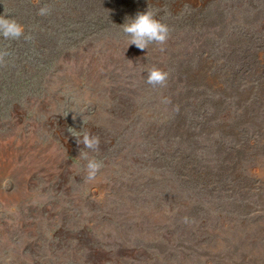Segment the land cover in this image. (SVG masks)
Returning a JSON list of instances; mask_svg holds the SVG:
<instances>
[{"label":"rangeland","instance_id":"1","mask_svg":"<svg viewBox=\"0 0 264 264\" xmlns=\"http://www.w3.org/2000/svg\"><path fill=\"white\" fill-rule=\"evenodd\" d=\"M149 7L169 39L129 47L120 26ZM4 14L28 39L0 37V264H264V0ZM83 127L104 163L90 182L68 132Z\"/></svg>","mask_w":264,"mask_h":264},{"label":"clouds","instance_id":"2","mask_svg":"<svg viewBox=\"0 0 264 264\" xmlns=\"http://www.w3.org/2000/svg\"><path fill=\"white\" fill-rule=\"evenodd\" d=\"M51 8L41 7L38 15L47 16L51 14ZM123 35L127 38L128 46L134 45L139 50H145L152 45H165L169 39V26L158 18V14L149 7L144 12H137L134 18H127L126 22L120 26ZM0 37L6 41H19L21 38L28 39L25 36V29L15 18L7 15H0ZM163 50V48H161ZM10 53L6 50L0 51V60L8 57ZM146 73L145 82L153 88H163L166 86L169 73L159 67L152 66L144 69ZM75 112V111H74ZM83 123L86 125L85 118ZM68 132L75 138V143L79 149V157L86 161L84 165L85 180L87 182L95 181L100 174L104 163L102 160L89 153L98 152L100 145L99 136L93 134L87 127L77 131L75 128H69ZM83 147H80V146Z\"/></svg>","mask_w":264,"mask_h":264}]
</instances>
